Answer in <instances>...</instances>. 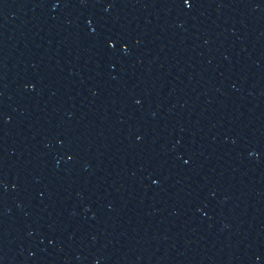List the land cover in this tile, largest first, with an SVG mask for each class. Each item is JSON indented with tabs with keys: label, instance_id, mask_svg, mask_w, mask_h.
<instances>
[{
	"label": "water",
	"instance_id": "1",
	"mask_svg": "<svg viewBox=\"0 0 264 264\" xmlns=\"http://www.w3.org/2000/svg\"><path fill=\"white\" fill-rule=\"evenodd\" d=\"M13 0H0V88Z\"/></svg>",
	"mask_w": 264,
	"mask_h": 264
}]
</instances>
